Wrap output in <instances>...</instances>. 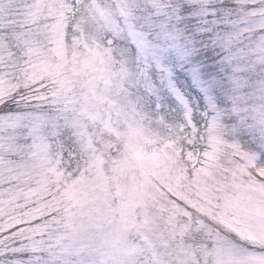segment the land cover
Here are the masks:
<instances>
[{
	"label": "snow or ice",
	"instance_id": "obj_1",
	"mask_svg": "<svg viewBox=\"0 0 264 264\" xmlns=\"http://www.w3.org/2000/svg\"><path fill=\"white\" fill-rule=\"evenodd\" d=\"M0 264H264V0H0Z\"/></svg>",
	"mask_w": 264,
	"mask_h": 264
}]
</instances>
